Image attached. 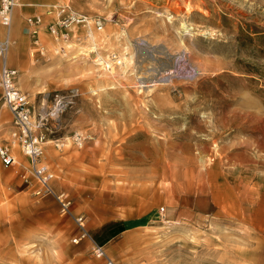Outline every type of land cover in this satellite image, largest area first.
<instances>
[{
    "label": "rangeland",
    "instance_id": "rangeland-1",
    "mask_svg": "<svg viewBox=\"0 0 264 264\" xmlns=\"http://www.w3.org/2000/svg\"><path fill=\"white\" fill-rule=\"evenodd\" d=\"M54 5L102 28L78 29L63 54L44 29L32 53L16 6L0 25L53 173L48 193L17 144V163L0 162V264H102L93 242L114 264H264V0H46L34 13ZM12 129L0 101L1 145Z\"/></svg>",
    "mask_w": 264,
    "mask_h": 264
},
{
    "label": "built area",
    "instance_id": "built-area-1",
    "mask_svg": "<svg viewBox=\"0 0 264 264\" xmlns=\"http://www.w3.org/2000/svg\"><path fill=\"white\" fill-rule=\"evenodd\" d=\"M16 0H0V25L8 28L11 25L13 9ZM26 31L31 38L32 53H43L44 48L40 41V31L44 29L50 36L56 39L66 40L71 35L73 25L93 26L95 29L102 28V20L99 17H89L78 13L68 5L48 7L43 12L27 15L24 18ZM8 46V38L0 39V101L8 109L12 116L13 129L9 144H0V162L3 166L9 167L17 163L12 146L17 144L24 156L29 161V170L33 178L40 184L43 191L51 193L50 182L53 173L43 163L44 143L46 134L42 117L39 121L34 119V107L27 96L17 87V70L7 65L5 52ZM113 63H118L119 58L115 53L109 55ZM75 143L81 146L82 135L79 133L73 137ZM60 209L63 213L70 211V199L63 192L56 193ZM163 211V208H161ZM79 233L72 240L78 242L87 237L85 228V217L81 214L73 216ZM92 252L95 257L101 259L102 264H114L102 246L93 242Z\"/></svg>",
    "mask_w": 264,
    "mask_h": 264
},
{
    "label": "crops",
    "instance_id": "crops-1",
    "mask_svg": "<svg viewBox=\"0 0 264 264\" xmlns=\"http://www.w3.org/2000/svg\"><path fill=\"white\" fill-rule=\"evenodd\" d=\"M16 9L14 11V18H19V14H34V12L38 11V7L42 6V3L46 0H16ZM55 6V5H54ZM23 12V13H22ZM13 68V67H12ZM178 204H171L168 207H177ZM168 216H172V210L168 209Z\"/></svg>",
    "mask_w": 264,
    "mask_h": 264
},
{
    "label": "bare ground",
    "instance_id": "bare-ground-1",
    "mask_svg": "<svg viewBox=\"0 0 264 264\" xmlns=\"http://www.w3.org/2000/svg\"><path fill=\"white\" fill-rule=\"evenodd\" d=\"M59 5H55L53 7H57ZM78 29H82L83 31L87 32V31H94L97 30L95 29L93 26L89 25V26H82V25H73L71 28V35L68 39L63 40V39H56L55 37L50 36L45 30V32L50 36V38L54 41L55 44L58 45V50L61 51L63 54H66L67 50L66 48H68L71 45V41L74 39L75 37V33L77 32ZM98 31V30H97ZM110 60V59H109ZM111 61V60H110ZM111 63H113L111 61ZM18 87V85H17ZM19 88V87H18ZM25 94V93H24ZM27 96V95H26ZM28 98V97H27ZM12 117V116H11ZM163 208V207H162ZM164 210V208H163Z\"/></svg>",
    "mask_w": 264,
    "mask_h": 264
}]
</instances>
